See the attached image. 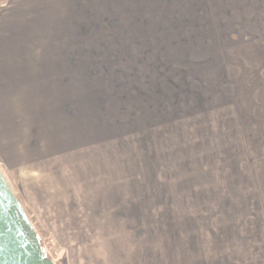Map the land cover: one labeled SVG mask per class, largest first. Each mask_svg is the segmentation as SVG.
Masks as SVG:
<instances>
[{"label":"rangeland","instance_id":"374dc122","mask_svg":"<svg viewBox=\"0 0 264 264\" xmlns=\"http://www.w3.org/2000/svg\"><path fill=\"white\" fill-rule=\"evenodd\" d=\"M37 1L54 12V99L31 111L37 163L0 166L45 256L264 263V95L239 110L231 86L209 92L210 30L219 68L244 35L264 53V0Z\"/></svg>","mask_w":264,"mask_h":264},{"label":"crops","instance_id":"0c3cea01","mask_svg":"<svg viewBox=\"0 0 264 264\" xmlns=\"http://www.w3.org/2000/svg\"><path fill=\"white\" fill-rule=\"evenodd\" d=\"M38 3L37 0H0V157L8 167L10 163L7 161L12 158L15 159L13 165L20 168L37 163L35 160L38 152L36 112L38 109L46 108L48 103L52 104L54 99L53 77L55 62L59 59V57L55 59L52 45L55 38L52 16L54 12L48 10V5L45 3ZM39 11L44 14L40 27L37 22ZM48 29L51 35L49 42ZM213 32L210 30L209 33V85L214 86L210 87V94L219 93V88L222 87L223 90L225 84L231 86L227 89L233 95L239 110L242 108L241 104H245L243 95L246 93L251 95V98V93L258 94L257 98L262 99L259 93L264 95V89H262L264 86L261 87V85L260 90L254 91L246 82V77L252 76L251 73H246L248 45L254 48L252 53L256 63H254L255 69L254 66L251 67V71L254 72L253 77L259 80L264 79V53L257 50V42L245 41L243 33L240 43L243 47L237 49L243 50L238 52L235 58V53L231 56L227 52L225 64L228 67L219 68V47L215 48L218 46V37H215ZM60 60L64 61V56ZM65 60H69L68 53H65ZM234 60H237V65L232 62ZM58 68L63 69L64 66L61 65ZM230 99L228 95L224 101H230ZM261 101L264 103V96ZM260 103L254 104L259 110L264 107ZM32 109L36 111L33 114ZM243 120H247L245 115ZM209 264L264 263L225 261L223 263L209 262Z\"/></svg>","mask_w":264,"mask_h":264},{"label":"water","instance_id":"95a60500","mask_svg":"<svg viewBox=\"0 0 264 264\" xmlns=\"http://www.w3.org/2000/svg\"><path fill=\"white\" fill-rule=\"evenodd\" d=\"M0 264H55L0 169Z\"/></svg>","mask_w":264,"mask_h":264},{"label":"trees","instance_id":"16d2710c","mask_svg":"<svg viewBox=\"0 0 264 264\" xmlns=\"http://www.w3.org/2000/svg\"><path fill=\"white\" fill-rule=\"evenodd\" d=\"M0 169H2L1 166H0ZM1 171L3 172V170H1ZM3 173H4V172H3ZM35 230H36V229H35ZM41 243H42V245H43L42 240H41ZM44 252H45V250H44ZM46 257L49 258L47 255H46Z\"/></svg>","mask_w":264,"mask_h":264}]
</instances>
